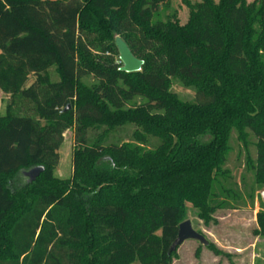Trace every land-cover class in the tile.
<instances>
[{"label":"trees","instance_id":"obj_1","mask_svg":"<svg viewBox=\"0 0 264 264\" xmlns=\"http://www.w3.org/2000/svg\"><path fill=\"white\" fill-rule=\"evenodd\" d=\"M145 2L0 0V264H172L188 205L205 222L255 205L264 0H201L184 24L149 22ZM117 37L140 71L121 69ZM127 126L130 139L107 141ZM69 129L73 173L59 179ZM35 166L45 170L28 183ZM256 222L264 236L263 200Z\"/></svg>","mask_w":264,"mask_h":264},{"label":"rangeland","instance_id":"obj_2","mask_svg":"<svg viewBox=\"0 0 264 264\" xmlns=\"http://www.w3.org/2000/svg\"><path fill=\"white\" fill-rule=\"evenodd\" d=\"M213 1L215 3L219 2V0ZM247 1L253 2L255 0ZM198 2H201V0H146L143 10L149 22L166 21L169 18L176 17L184 24L188 21ZM118 58L120 59V53L116 59ZM83 80L88 84L93 83L92 76H87ZM172 90L182 100H194V89L184 86L177 80L173 82ZM6 104L7 96L0 94L1 115L5 114ZM133 130L134 126H127L121 133L111 135L107 141L115 140L114 137H121L124 140L130 139ZM100 131H90L89 137L97 136ZM157 143L156 139H152L149 147H153ZM74 146L75 132L73 129H69L64 133V140L59 149V163L55 170V176L59 179L72 177ZM238 151V147L235 146V150L231 155L230 166L232 167L238 159ZM251 151L255 156V149L252 148ZM242 167L243 165L240 166L241 170ZM240 169L234 172L238 182L241 177ZM263 191L264 187L255 192L254 206H251L248 200L247 206L238 209L218 210L210 222H205L204 219L199 218L191 205H188V210L182 222L190 220L193 228L204 235L209 243L213 244V247L202 245L196 240H187L177 248L172 258V264H264V236L255 234L257 228L256 215L261 207V201L263 200L261 193Z\"/></svg>","mask_w":264,"mask_h":264},{"label":"water","instance_id":"obj_3","mask_svg":"<svg viewBox=\"0 0 264 264\" xmlns=\"http://www.w3.org/2000/svg\"><path fill=\"white\" fill-rule=\"evenodd\" d=\"M116 45L119 49L120 60L123 63L121 69L126 72L140 71L142 69L143 61L133 55L126 42L122 38L117 37ZM44 170L45 168L43 166H35L27 171H24L23 174L27 177V182L31 183L35 181ZM261 195L264 200V191ZM187 240H196L202 245H209V241L205 238V236L193 228L190 220H186L179 225L177 238L170 246L169 254L176 251L177 248Z\"/></svg>","mask_w":264,"mask_h":264},{"label":"crops","instance_id":"obj_4","mask_svg":"<svg viewBox=\"0 0 264 264\" xmlns=\"http://www.w3.org/2000/svg\"><path fill=\"white\" fill-rule=\"evenodd\" d=\"M2 91L0 90V94H2V95H5L3 92L1 93ZM6 96V95H5Z\"/></svg>","mask_w":264,"mask_h":264}]
</instances>
